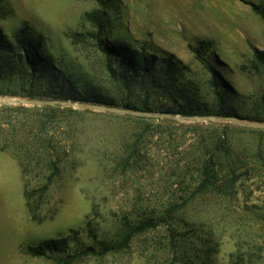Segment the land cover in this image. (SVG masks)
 Listing matches in <instances>:
<instances>
[{
  "label": "rangeland",
  "instance_id": "obj_1",
  "mask_svg": "<svg viewBox=\"0 0 264 264\" xmlns=\"http://www.w3.org/2000/svg\"><path fill=\"white\" fill-rule=\"evenodd\" d=\"M251 4L264 8V0H0V102L144 101L155 112L226 110L264 122L256 58L264 21ZM94 10L116 62L144 47L159 61L172 54L178 71L149 91L134 76L112 79L86 16ZM25 27L31 41L40 37L32 73L15 56ZM200 42L217 92L194 55ZM223 149L234 172L220 160L207 169L214 186L201 189L204 162ZM148 221L155 225L133 232ZM48 240L67 248L27 252ZM0 264H264V129L0 105Z\"/></svg>",
  "mask_w": 264,
  "mask_h": 264
},
{
  "label": "trees",
  "instance_id": "obj_2",
  "mask_svg": "<svg viewBox=\"0 0 264 264\" xmlns=\"http://www.w3.org/2000/svg\"><path fill=\"white\" fill-rule=\"evenodd\" d=\"M252 10L255 12L263 21H264V8H261L258 5H252ZM86 16L88 17L89 21L93 23V25L96 28V33L93 39H95L98 43V47L102 50L106 57V71L110 75V77L116 81H121L122 83L127 82V76H134L133 78H139L140 83L142 85V88H144L146 91L148 90L149 86H153V84H157L158 86L161 84V82L164 80V78H168L169 74H175L178 71L179 62L174 58L172 54H167L166 56L162 57L159 61L157 55L155 53H148L144 47H140L139 49H136L134 51H131L129 53V56L124 59H120V61L116 62L114 56V52L111 50L106 49L100 44V35L102 34L104 22L102 19V14L99 10H94L90 13H87ZM37 40L39 43L31 41L30 36L28 35V29L25 27L24 29H21L17 35H15L14 38V46L17 50L16 53V62L20 65L25 66L28 71L32 73V68L34 65V54L36 53L37 48L40 46V37H37ZM206 43L200 42L198 43L197 47L193 50L194 55L196 59L205 67V69L210 73L212 79H213V87L215 89V92H217V83L214 79L215 77V70L211 66V64L206 60L204 57V51L206 49ZM154 52V51H153ZM256 58L259 62L263 64L264 62V52H257ZM159 65V68L156 70V66ZM156 86V85H155ZM159 88V87H158ZM217 96L219 94L216 93ZM107 100V99H106ZM140 106H125L124 109H131V110H138V111H146L151 112L154 111L148 103H145L144 101H139ZM103 106L108 107H114L115 104L112 101H101L99 102ZM191 111L193 109H190ZM219 110H222L221 108ZM189 111V110H188ZM162 112L170 113L173 115L182 114L183 111L180 112H172L170 109H165ZM185 112V111H184ZM184 114V113H183ZM195 115L194 113L188 114L187 116ZM217 116L221 117H232V116H238L234 113L227 112L226 110L217 112ZM241 117V116H240ZM245 117V116H244ZM264 121V120H263ZM260 122V121H259ZM210 152V151H209ZM220 154H222L219 158L217 156V153L212 154L210 153L209 158L207 161L204 162L203 168H202V177L203 180L201 181L200 188L203 190H206L208 188H212L214 186V180H215V174L214 171L211 170V172L208 173L207 169L209 166H213L214 168L217 167L220 169L222 161L226 167H227V174L230 175L234 172L232 165L230 164V161L228 160L229 154L226 149H223L220 151ZM221 160V161H220ZM211 164V165H210ZM206 170V171H204ZM223 194H226L228 189L230 188V185L228 182L224 179V185L222 186ZM151 221L140 223L137 225L133 232H139L141 230L146 229L147 227L154 226ZM62 245H58V244ZM40 249L34 248V247H28L27 252L33 256L37 255H43L44 250L52 251V250H60V248H67V244L64 240L57 242L54 240H48L44 241L42 243V246Z\"/></svg>",
  "mask_w": 264,
  "mask_h": 264
},
{
  "label": "water",
  "instance_id": "obj_3",
  "mask_svg": "<svg viewBox=\"0 0 264 264\" xmlns=\"http://www.w3.org/2000/svg\"><path fill=\"white\" fill-rule=\"evenodd\" d=\"M10 103H19V104H31V105H47V104H59V105H68L72 107H83L87 109L99 110V111H107L116 114H125L135 117H142V118H153V119H163V120H172L177 122H215V123H233L237 126L250 128V129H264V122H253L247 119H244L239 116H232V117H221V116H178L173 115L166 112H146V111H138V110H131V109H118L114 107H104V106H94V105H75L65 102H36V101H14L9 100L6 102H0V105L3 104H10Z\"/></svg>",
  "mask_w": 264,
  "mask_h": 264
}]
</instances>
